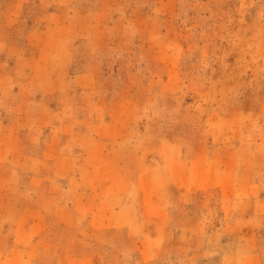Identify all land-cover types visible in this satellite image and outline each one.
<instances>
[{
  "label": "rangeland",
  "instance_id": "374dc122",
  "mask_svg": "<svg viewBox=\"0 0 264 264\" xmlns=\"http://www.w3.org/2000/svg\"><path fill=\"white\" fill-rule=\"evenodd\" d=\"M0 264H264V0H0Z\"/></svg>",
  "mask_w": 264,
  "mask_h": 264
}]
</instances>
